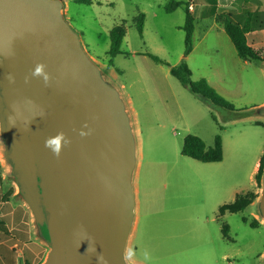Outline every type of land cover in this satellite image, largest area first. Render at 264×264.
I'll return each instance as SVG.
<instances>
[{
  "label": "rangeland",
  "instance_id": "374dc122",
  "mask_svg": "<svg viewBox=\"0 0 264 264\" xmlns=\"http://www.w3.org/2000/svg\"><path fill=\"white\" fill-rule=\"evenodd\" d=\"M170 1L93 0L92 5H83L64 0L65 20L83 35L92 54L106 62L109 61L111 29L123 22L126 25L122 54L113 59V68L120 74L119 82L126 86L125 91L133 98L142 120L141 200L145 194H153L162 201V207L157 204L153 217H141L129 256L143 264H264V259L260 260V255L264 254V219L260 210L264 175L260 183L256 180L264 153V127L242 120L237 113L209 101L206 106L201 97L192 94L170 73V67L185 62L194 81L206 79L236 109L254 113L264 107L260 106L264 100V63L241 60L228 35L217 28L209 29L212 21L201 18L195 21L193 51L185 57V9L195 14L197 6L206 11L214 5L212 0H176L184 5L167 13L165 7ZM241 1L245 6L255 2ZM226 2L223 0V5ZM141 13L146 15L143 34L136 27ZM226 18V15L220 16L218 23ZM87 45L82 41L88 53ZM148 54L167 64L155 63ZM107 72L108 69L104 71L106 78ZM149 101L154 107L152 121L147 118ZM173 125L179 128L175 132ZM153 131L155 133L151 134ZM188 135L201 138L211 148L219 135L224 150L220 166L195 172L196 160L182 155ZM195 177L206 180L205 190L201 186L195 188ZM208 179L210 184H207ZM16 190L19 192L17 185ZM203 194H213L215 198L222 195L228 203L234 202L238 194L253 195L255 199L243 213L220 218L209 206L206 215L196 216L195 195ZM18 197L30 213H23L15 226L20 235L17 249L23 253L20 262L44 264L50 251L44 238L48 237L47 232L41 234L31 209ZM176 205L182 208L170 211V207ZM142 208L144 213V203ZM260 223L262 228H252ZM224 226L230 229L228 238Z\"/></svg>",
  "mask_w": 264,
  "mask_h": 264
},
{
  "label": "water",
  "instance_id": "95a60500",
  "mask_svg": "<svg viewBox=\"0 0 264 264\" xmlns=\"http://www.w3.org/2000/svg\"><path fill=\"white\" fill-rule=\"evenodd\" d=\"M63 8L64 0H0L5 159L47 232L44 264H129L134 129L119 90L83 49ZM251 115L264 116V107ZM60 133L66 141L57 156L45 141ZM260 210L264 219V177Z\"/></svg>",
  "mask_w": 264,
  "mask_h": 264
},
{
  "label": "crops",
  "instance_id": "0c3cea01",
  "mask_svg": "<svg viewBox=\"0 0 264 264\" xmlns=\"http://www.w3.org/2000/svg\"><path fill=\"white\" fill-rule=\"evenodd\" d=\"M67 2L68 0H66V3ZM248 4H250V6H248ZM211 8L212 9H208L205 11V8L201 9V7L197 6L195 9V17L196 19L201 18V19L211 20L212 23L210 24L209 29L217 28L218 30L223 32H225L223 28V23L222 22L218 23V18L220 16L226 15V17L231 21H233L235 24H238L239 26H244L249 14H252V31L248 35V40L250 45L255 50L261 52L264 59V0H255V2H252V4L247 3L246 6L241 0H234V2L233 0H227L225 5H223V0H218V4L211 6ZM245 10H249L247 14H244ZM81 35L82 34H80V36ZM81 40L83 41L84 45H87V43L83 40V35L81 36ZM87 48L90 58L100 67V69L101 70L103 69L104 71L108 69L107 79L111 81L112 84L119 90L123 100L125 101V104L127 106V111L129 113L131 123L134 129V135L136 139V168L133 177V187H134V195H135V218L133 222L132 231L127 243L126 259L129 264H143L139 260L136 259L134 260L130 258L129 253L132 251L133 245L136 241L140 222H141V217L142 216L153 217L154 214H156L155 210L157 208V204L160 203V208L162 207V201L158 200L157 196L153 197V194L151 195L145 194V198L141 200L140 179L142 176L143 162H144V133H143V125L141 124L142 121L141 116L138 109L135 106V102L133 98L125 91L126 86L123 83L119 82L120 74L113 68L112 61L114 58L111 59L108 53L109 61L106 62L102 60L100 57L92 54V52L89 50L90 48L88 45ZM236 54L238 55L237 50H236ZM261 63H264V61H262ZM103 70L102 72L104 74ZM202 103L207 106L208 101L204 100L202 101ZM196 104L199 105L198 103ZM146 106H147L146 111L147 112L149 111V113H147V118L148 120L150 119L152 121L154 118L153 102L152 101H149V103L147 102ZM260 106H264V100L260 104ZM262 118L264 117L258 115L256 116L252 115V116L244 117L242 120L248 121L256 125L257 122L264 123V121H262ZM157 125L161 126L160 124ZM178 129L179 128L177 127V125H173L172 130H174V132ZM154 133H155L154 131L151 132V134ZM171 134L173 136L175 135V133L173 134V131H171ZM206 146L207 149L211 148L208 145ZM221 162L201 163L195 161V172L196 171L204 172L207 168L220 166L219 164ZM257 166H259V162L256 164V168ZM13 178L14 177L12 176V168L5 159V146L2 141L1 132H0V225H2V227L5 226L8 231L7 233L0 231V264H21L20 260L23 258L22 251L17 249L18 248L17 237L20 235H18L19 233L15 231L16 229L15 226L18 225V220L20 221L22 219L23 213H29V211H28V207L24 204V202L21 201L22 199H19L18 197L19 192L16 190V185H15L16 183L14 182ZM204 182H206V180L204 181L201 177H195V188L201 186L202 189L205 190ZM207 184H210L209 179L207 180ZM213 199L217 201H214ZM143 203L145 208L144 213H142ZM227 204L230 203H228L227 200L223 199L222 195H220L218 198H215L213 194L212 195L203 194L201 196L195 195V215L196 216L201 214L206 215L207 208L211 206L213 212L215 213L214 215H217L220 218L226 217V215L230 213H225L224 215H220L219 210L223 205H227ZM181 208H182L181 205L172 206L170 207V211ZM212 220H215V218H212ZM225 227L228 226H224V228ZM262 227L263 225L261 224L257 228H262ZM229 230L227 236H225L226 238L229 237ZM263 259H264V254L262 253L260 255V260L263 261Z\"/></svg>",
  "mask_w": 264,
  "mask_h": 264
},
{
  "label": "trees",
  "instance_id": "16d2710c",
  "mask_svg": "<svg viewBox=\"0 0 264 264\" xmlns=\"http://www.w3.org/2000/svg\"><path fill=\"white\" fill-rule=\"evenodd\" d=\"M76 3L83 4V5H92L93 0H73ZM213 5L218 4V0H212ZM184 5L182 1L171 0L167 6L165 7L167 13H173L178 8H181ZM186 22L184 25V30L186 32V50H185V57H188L194 48L193 44V37L195 31V21L196 17L194 12L190 9L186 8ZM146 15L141 13L136 19V27L138 31L143 34L144 26H145ZM223 28L232 41L233 45L235 46L238 56L241 60L245 62H262L264 61L263 56L260 51L255 50L249 43L248 35L252 31V14H249L245 25L239 26L238 24L233 23L230 19L226 18L223 22ZM127 35V29L125 22L114 26L110 31V38H111V46L109 51V56L111 59L117 57L121 53V46L123 44V40ZM152 60L157 64H167L159 57L154 55L148 54ZM171 75L176 78L185 88H187L192 94L201 97L204 100L209 101L216 107L223 108L229 110L231 112L237 113L238 116L241 118L248 117L251 115V111L247 110H238L236 107L226 100L223 96H221L217 90L212 87L206 79H200L198 81H194L192 79V71L190 70L189 66L182 62L180 65L175 67H170ZM256 125L264 127V123L257 122ZM182 155L196 161L202 163H216L223 161L224 158V150L222 139L218 135L215 140V145L212 148L207 149L205 142L194 135H188L184 140V145L182 149ZM264 175V153L260 159V166L258 173L256 175V180L260 183L262 177ZM249 194L244 195L240 194L237 196L235 202L223 205L220 210L219 214L224 215L225 213H232L238 214L245 212L251 205L253 199L255 197L250 196ZM253 197V198H252ZM247 222V219H243ZM257 226H252V228H257ZM229 227H225L223 229L225 236L228 234ZM0 231L8 232L6 227H2L0 225ZM27 264H30V261H26Z\"/></svg>",
  "mask_w": 264,
  "mask_h": 264
},
{
  "label": "clouds",
  "instance_id": "9594fccd",
  "mask_svg": "<svg viewBox=\"0 0 264 264\" xmlns=\"http://www.w3.org/2000/svg\"><path fill=\"white\" fill-rule=\"evenodd\" d=\"M43 74V65H40L36 68L34 75L40 76ZM48 77L45 76V81H47ZM83 134V133H82ZM66 141V137L64 133L58 134L54 138H49L45 141V146L49 149H51L55 155L59 156L61 154L62 149V143ZM100 260H103V257L99 258Z\"/></svg>",
  "mask_w": 264,
  "mask_h": 264
}]
</instances>
